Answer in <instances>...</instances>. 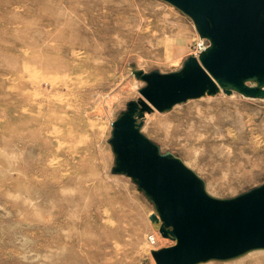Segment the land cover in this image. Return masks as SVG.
<instances>
[{
	"label": "rangeland",
	"instance_id": "rangeland-1",
	"mask_svg": "<svg viewBox=\"0 0 264 264\" xmlns=\"http://www.w3.org/2000/svg\"><path fill=\"white\" fill-rule=\"evenodd\" d=\"M37 1L0 0V264H152L150 247L158 249L170 245V241L149 242L150 234L155 235V230L159 233L149 220L154 212L152 204L129 177L110 173L113 154L107 139L111 122L128 100L140 96L138 89L144 84L134 77L130 63L144 71H175L188 55H197L207 41L199 38L188 16L161 0ZM57 6L72 9V16L84 13L82 22L74 23L75 27L92 25L88 29L96 33L85 36L93 39V46L77 57L80 61L66 56L76 66L85 65L82 60L87 59L89 63L82 70H58L50 65L53 43L48 40L35 45L37 41L25 44L15 39L19 28L33 32L42 12L51 15L61 10ZM20 21L30 28L24 31ZM164 28L168 31L164 32ZM25 45L37 49L36 60L24 55ZM91 49L96 53H89ZM27 61H34L39 68L25 71L22 66ZM20 74L23 86L18 81ZM103 103L107 105L105 109ZM26 108H31L30 117L38 119L31 126L39 139L52 136L53 118L59 114L72 131L76 130L75 136L85 135L84 142L65 154L53 149L51 158L49 147L34 148V142L21 136L28 119L21 117V111ZM48 121L47 129L43 125ZM204 122L210 126L208 131ZM141 131L161 151L180 157L215 197L233 196L264 182V99L222 92L189 99L168 111L148 113ZM78 156L86 159L88 165L81 182L71 179L65 185L55 183L52 172L45 167L48 159L61 170ZM22 185H27V190L20 188ZM101 197L110 202L101 204ZM111 213L117 220L113 219L106 229L97 227ZM66 221L73 232L59 226ZM93 224L97 226L92 227ZM66 234H71L73 244L56 245L58 237ZM256 252L261 254L255 255ZM262 253L264 250L253 251L228 262L210 260L204 264H232L229 261L234 263L252 255L264 259Z\"/></svg>",
	"mask_w": 264,
	"mask_h": 264
},
{
	"label": "water",
	"instance_id": "water-1",
	"mask_svg": "<svg viewBox=\"0 0 264 264\" xmlns=\"http://www.w3.org/2000/svg\"><path fill=\"white\" fill-rule=\"evenodd\" d=\"M188 16L201 40L175 71H144V84L111 122V174L125 175L152 204L154 228L172 244L152 249L155 264L227 261L264 250V182L229 197L209 194L176 154L161 151L141 127L146 113L189 99L237 93L264 99V0H161Z\"/></svg>",
	"mask_w": 264,
	"mask_h": 264
},
{
	"label": "bare ground",
	"instance_id": "bare-ground-1",
	"mask_svg": "<svg viewBox=\"0 0 264 264\" xmlns=\"http://www.w3.org/2000/svg\"><path fill=\"white\" fill-rule=\"evenodd\" d=\"M39 1V0H38ZM37 1V2H38ZM49 1V0H48ZM67 1V0H66ZM36 2V3H37ZM43 2L45 3H47V1H44L43 0ZM70 2H72V1H70ZM94 2L95 3H97L96 2V0H94ZM94 2H92V4L94 3ZM101 2H102V0H101ZM100 2V3H101ZM40 3H42V2H40ZM65 3V2H64ZM80 3H81V0H80ZM43 4V3H42ZM41 4V5H42ZM48 4V3H47ZM52 4V3H51ZM69 4V3H68ZM67 4V5H68ZM89 4V3H88ZM87 4V5H88ZM91 4V3H90ZM90 4H89V6H90ZM58 5H60V4H58ZM94 5V4H93ZM92 5V6H93ZM103 5H105V4H103ZM36 6H37V4H36ZM63 6H65V5H63ZM83 6V5H82ZM92 6H90V7H92ZM95 6V5H94ZM93 6V7H94ZM106 6H107V4H106ZM57 7H59L60 8V6H57ZM111 7V6H110ZM116 7V6H115ZM34 8H35V5H34ZM34 8H32L33 10H34ZM42 8H43V5H42ZM40 9L41 11L40 12H42L43 11V9ZM47 8V7H46ZM61 8H62V6H61ZM60 8V9H61ZM67 8V7H66ZM68 8H69V6H68ZM71 8V7H70ZM86 8V7H85ZM112 8H113V6H112ZM29 9V8H28ZM47 9H50V8H47ZM46 9V10H47ZM63 9V8H62ZM56 10V11H54L51 15H45V11H43V12H45L44 14H43V12H42V14L39 16V18L38 17H36L35 15V17L36 18H38L40 21H39V25L38 26H36L35 27V29H34V31L32 32L31 30H28L30 27H29V25L27 24V26H25L21 21V23L25 26H23L22 25V27H24V31H26V30H28L29 32H31V33H28V31L27 32H23V30H20L21 28H19L18 29V27L16 28V29H18L17 31H19L20 30V33H18L17 31H16V29H15V31H16V35L17 36H15L14 38L17 40H21V41H19V42H25V44H26V42L28 43H31V42H38L37 44H35V45H40V42L39 41H44V40H48V42H51V43H53V45H52V47L50 48L51 50H50V55L52 56L51 58H49L48 57V59L50 60V62H48V63H50V65L52 64L53 65V67L54 68H56V69H58V70H63L64 68L66 69V68H68V69H71V70H76V69H83L84 67H86V65L89 63V61L87 60V59H83L82 61H83V63H85V65H79V66H76V65H72V64H70L69 62H68V60H67V58H66V56H67V54L68 55H70V58H72V59H74V60H77V61H80V59L79 58H77V57H79V55L81 54V53H83L84 51H86V50H88L90 47H92L93 45H92V41L91 40H93V39H91V38H85V36L86 35H88L89 36V34H91V35H94V34H96L95 32H92V31H89V29L88 28H91V24L92 23H94L93 22V20H92V23H91V21H90V27H88L87 26V28L85 27V25H83L84 27H80V25H79V27H75L76 25H77V23H79L83 18H84V13H82L81 14V12H80V14H78V13H76L75 15H73L72 16V14H71V12H74V11H72V9H68V10ZM65 9V8H64ZM83 9V8H82ZM88 9V8H87ZM86 9V11H88ZM103 9V8H102ZM106 9V8H105ZM29 10H31V9H29ZM36 10H37V8H36ZM52 10V9H51ZM50 10V11H51ZM81 10V9H80ZM92 10H94L93 8H92ZM91 10V11H92ZM35 11V10H34ZM39 11V10H38ZM49 11V10H48ZM77 11V10H76ZM78 12V11H77ZM96 11L94 10V13H95ZM37 13V12H36ZM49 13V12H48ZM89 13V12H88ZM99 13H101V14H103L102 12H99ZM101 14L100 15H98L99 17L101 16ZM139 14V13H138ZM23 15V14H22ZM25 15V14H24ZM27 15V14H26ZM93 15V14H92ZM14 16V15H13ZM17 16V15H16ZM28 17L30 16V15H27ZM94 16V15H93ZM103 16H105V15H103ZM31 17V16H30ZM86 17V16H85ZM95 17V16H94ZM16 18H18V17H16ZM15 18V19H16ZM20 18V17H19ZM21 18H22V16H21ZM26 18V17H25ZM24 18V19H25ZM32 19L34 18V17H31ZM31 18H30V20H31ZM88 18V17H87ZM13 19V18H12ZM15 19H13V20H15ZM27 19V18H26ZM19 20V19H18ZM33 21H34V19H33ZM32 21V22H33ZM25 22V21H24ZM31 22V23H32ZM37 23L36 24H38V21H36ZM82 22V21H81ZM96 22V21H95ZM98 22V21H97ZM76 25H75V24ZM85 23V22H84ZM74 24V25H73ZM86 24V23H85ZM89 24H86V25H89ZM98 24V23H97ZM100 24H101V22H100ZM100 24H98L99 26H100ZM161 23H159V25H160ZM20 25V24H19ZM101 25H103V24H101ZM31 26V25H30ZM158 26V25H157ZM27 27V28H26ZM93 27V26H92ZM98 27V26H97ZM105 27V26H104ZM103 27V28H104ZM32 28V27H31ZM100 28V27H99ZM118 28V27H117ZM173 28V27H172ZM14 29V28H13ZM98 29V28H97ZM97 29H95L96 31H97ZM101 29H102V27H101ZM158 29V28H157ZM165 29V28H164ZM113 30H114V28H113ZM166 30V29H165ZM100 31V30H99ZM98 31V32H99ZM102 31H104V29H102ZM115 31V30H114ZM168 30H166V31H164V32H167ZM171 32V31H170ZM103 33V32H102ZM106 33V32H105ZM162 33V32H161ZM98 34V33H97ZM107 34V33H106ZM156 35H158V34H156ZM81 36L82 37H84L83 39L81 38ZM98 36V35H97ZM109 36V35H108ZM112 36V35H111ZM93 37V36H92ZM105 37V36H104ZM164 37H165V35H164ZM96 38V37H95ZM109 38V37H108ZM106 39V38H105ZM110 39H112L111 37H110ZM115 39V38H114ZM172 39V38H171ZM23 40V41H22ZM113 40V39H112ZM157 40V39H156ZM97 41V40H96ZM106 41H107V39H106ZM110 41V40H109ZM115 41V40H114ZM116 41H118V40H116ZM167 41V40H166ZM95 42V41H94ZM98 42V41H97ZM103 42V41H102ZM108 42V41H107ZM111 42V41H110ZM157 42V41H156ZM171 42V41H170ZM100 43V42H99ZM105 43V42H104ZM114 43V42H113ZM119 42H117L115 45H117ZM42 44V43H41ZM97 44V43H96ZM110 44V43H109ZM108 44V45H109ZM114 44H111L112 46L114 45ZM31 45H33V44H31ZM45 45V44H44ZM92 45V46H91ZM100 45V44H99ZM172 45V44H171ZM96 46V45H95ZM175 46H177V45H175ZM27 46L25 45V48H26ZM37 47H39V46H37ZM102 46H100V48H101ZM114 47V46H113ZM36 48V47H35ZM114 48H116V47H114ZM119 48V47H118ZM117 48V49H118ZM176 48V47H175ZM92 49H94V48H92ZM91 49V52H89V53H92V50ZM96 49H98V48H96ZM95 49V50H96ZM103 49V48H102ZM108 49V48H107ZM111 49V48H110ZM37 49H34V48H32V46H31V48H26V49H23V52H25V54L24 55H29V57H31L32 59H35L36 57H37V54H38V52L36 51ZM98 50H100V49H98ZM97 50V51H98ZM108 51V50H107ZM177 52V51H176ZM94 53H96V52H94L93 51V53L92 54H94ZM100 53V52H99ZM109 52H107V54H108ZM45 53L43 52V55H44ZM110 54V53H109ZM91 55V54H90ZM22 56V55H21ZM39 56V55H38ZM45 56V55H44ZM43 56V57H44ZM98 57H99V55H97ZM100 56H102V54L100 55ZM42 57V56H41ZM90 57V56H89ZM105 57V56H104ZM45 58V57H44ZM47 58V57H46ZM91 58V57H90ZM89 58V59H90ZM97 58V57H96ZM22 59V58H21ZM99 59V58H98ZM36 60V59H35ZM34 60V61H35ZM85 60H86V62H85ZM33 61V62H34ZM33 62H31V61H27L26 62V65H23L22 66V69H24L25 71H28L29 69L28 68H34V69H37V68H39V67H37V66H35L34 64H33ZM37 62V61H36ZM46 62H47V60H46ZM46 62L44 61L43 62V65L45 64L46 65ZM38 63V62H37ZM42 65V67H44V69H45V67L46 66H43ZM47 65H49V64H47ZM41 67V68H42ZM43 69V68H42ZM47 70V69H46ZM23 72V71H22ZM18 81H20V85L21 86H23L24 85V79H23V77L21 76V74H20V76L18 77ZM17 81V82H18ZM39 81H40V79H38L37 81H35V84L37 85L38 83H39ZM221 93V92H220ZM219 93V94H220ZM105 103V102H104ZM103 103V107H104V109H105V107H107V105L106 104H104ZM37 104V101L34 103V105L33 106H35ZM30 114H31V108H26V109H23L22 111H21V117H27L28 116V119L25 121V124H26V126H23V130L20 132L21 133V136L22 137H24V138H26L27 140H29L30 142H34V148H35V146H37V145H42L43 147H49L51 150H52V153H51V158H52V156H54L53 155V149H54V151L57 149V150H59V152L61 153V154H65V153H67V152H69V151H71L72 150V148H74L76 145H78V144H82L83 142H84V140L83 139H85V135H80L79 136V138L77 137V136H75V132H76V130H74V131H72V129H71V127H70V125H68L67 124V122H65L66 121V119L63 117V116H61V115H59V114H55V116H54V118H53V121H54V128H53V130L51 131L52 132V136H50V135H48V137H46V136H43L41 139H39L38 138V136H37V132H36V130L31 126V122L32 123H36L37 121H38V119H37V117H35V116H31L30 117ZM148 115V113L147 114H145V117ZM30 117V118H29ZM144 117V118H145ZM220 120V119H219ZM219 120H217V122H220ZM197 121H200V119H197ZM196 122V121H195ZM217 122L215 121V125H217ZM49 121L48 122H46L43 126H45L47 129L49 128ZM203 125H204V128H205V130L206 131H208L209 130V128H210V126H209V124L208 123H206V122H204L203 123ZM212 126H213V123H212ZM214 127H216V126H214ZM20 136V135H19ZM27 144V143H26ZM26 146V145H25ZM46 149V148H45ZM36 151H37V149H36ZM79 151H76V153H78ZM37 153V152H36ZM45 153V152H44ZM43 154V153H42ZM46 158H47V156H46ZM50 158V157H49ZM79 158V156L78 157H73V158H71L68 162H66L65 163V168H63V169H61V170H59V169H57L56 167H55V165H53V163L52 162H50V159H48V161L46 162V164H45V167H46V169L47 170H49V171H51L52 173V176L54 177V180H55V183H57V184H59L60 186L63 184V185H65V183L66 182H68L69 180H71L72 179V181L74 180V183H78L81 179H82V177L84 176V174H86V171H87V169H88V165H86V159H83V160H80V159H78ZM38 160V159H37ZM44 160V159H43ZM29 161H31V160H29ZM41 162V161H40ZM42 162H45V160L44 161H42ZM75 162V163H74ZM31 163H32V161H31ZM34 163H35V161H34ZM38 163V162H37ZM83 167H82V166ZM31 169V168H30ZM34 170V169H33ZM42 175H44V174H42ZM49 177V176H48ZM25 179H27V178H25ZM49 179V178H48ZM53 179V178H52ZM84 179V178H83ZM53 180V181H54ZM21 181V180H20ZM23 181V180H22ZM26 181V180H25ZM49 181H52V180H49ZM82 181H84V180H82ZM19 182V181H18ZM28 181H26V183H27ZM81 182V181H80ZM29 185V184H28ZM32 185V184H31ZM73 185V184H72ZM80 185V184H79ZM45 186V185H44ZM59 186V187H60ZM27 185H26V188H25V186H21L20 188H24V189H26L27 190ZM32 187V186H31ZM30 187V188H31ZM23 189V190H24ZM82 189V188H81ZM29 190V189H28ZM85 190V189H84ZM56 191V190H55ZM57 191H59V190H57ZM56 193V192H55ZM53 194V193H52ZM94 195V194H93ZM103 195V194H102ZM50 196V195H49ZM78 196V195H77ZM101 196V195H100ZM102 198V197H101ZM99 199L100 201V203L101 204H106L105 203V201L106 202H110V199ZM99 202H97V203H99ZM62 203V202H61ZM66 203V202H65ZM68 203V202H67ZM66 203V204H67ZM70 203V202H69ZM80 204V203H79ZM69 205V204H68ZM71 205H72V203H71ZM65 208V207H64ZM64 210V209H63ZM70 210V209H69ZM74 210V209H73ZM64 212V211H63ZM69 212H71V211H69ZM62 213V212H61ZM81 213V212H80ZM108 213V212H107ZM66 214H67V212H66ZM80 215V214H79ZM59 216V215H58ZM109 216V218L108 217H106V219L103 217L102 218V220H101V223H100V225L99 226H97L96 224H93L92 225V227H94V226H97V227H99L100 229H106V228H108L109 227V225L110 224H113L111 221L113 220V219H116L117 220V218L111 213V214H109L108 215ZM54 217V216H53ZM72 217V216H71ZM61 218V217H60ZM63 218V217H62ZM61 218V219H62ZM66 219V218H65ZM67 220V219H66ZM69 221V220H68ZM71 222V221H70ZM77 222V221H76ZM82 222V221H81ZM55 223H56V221H55ZM59 223V222H58ZM59 226H61L62 228H67L66 230L68 231V232H70V231H72L73 232V230H72V225L70 226V224H67V221H66V224L63 222L61 225H59ZM85 229V228H84ZM83 229V230H84ZM87 230V229H86ZM89 230V229H88ZM90 231V230H89ZM71 232V233H72ZM93 232H95V231H93ZM92 232V233H93ZM155 235H153L154 236V239L155 240H157V242L159 243V242H161V240H169L170 241V244H172L173 243V241L172 240H170V239H168V238H165V237H161V235L155 230ZM59 235V234H58ZM77 236V235H76ZM60 237H62V238H60ZM60 237H58V239H57V244L56 245H60V247H61V245H64L65 247L66 246H69V245H71V244H73V241H71L72 239L70 238L71 237V234L70 235H63V236H60ZM65 237V238H64ZM70 247V246H69ZM141 247V246H140ZM150 247V246H149ZM151 248V250L152 249H154V247H150ZM149 248V249H150ZM145 250V249H144ZM151 250H149L150 251V253H149V255L151 254ZM147 251H148V249H147ZM146 251V252H147ZM254 251H262V250H254ZM251 253H253V251H251ZM260 253V252H259ZM259 253H257L256 252V254L255 255H257V254H259ZM250 254V253H249ZM248 254V255H249ZM261 254V253H260ZM262 254H264V253H262ZM152 256V255H151ZM245 256V255H244ZM252 257H253V255H252ZM252 257H245V258H240V260H237V262L235 261L234 263L233 262H230L229 261V263H232V264H264V259L263 258H261V257H258V258H252ZM239 259V258H238ZM228 262V261H227ZM226 263V262H225ZM152 264H155V262H154V260H152ZM199 264H204V262H200Z\"/></svg>",
	"mask_w": 264,
	"mask_h": 264
},
{
	"label": "built area",
	"instance_id": "built-area-1",
	"mask_svg": "<svg viewBox=\"0 0 264 264\" xmlns=\"http://www.w3.org/2000/svg\"><path fill=\"white\" fill-rule=\"evenodd\" d=\"M148 239H149V242L150 243H155V239H154V236L152 235V234H150L149 236H148Z\"/></svg>",
	"mask_w": 264,
	"mask_h": 264
}]
</instances>
